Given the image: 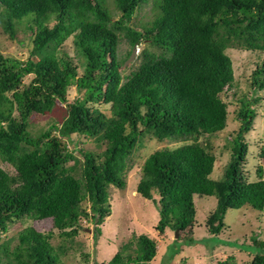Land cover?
I'll return each mask as SVG.
<instances>
[{
	"label": "trees",
	"instance_id": "obj_1",
	"mask_svg": "<svg viewBox=\"0 0 264 264\" xmlns=\"http://www.w3.org/2000/svg\"><path fill=\"white\" fill-rule=\"evenodd\" d=\"M145 1L0 0L3 31L14 36L16 23L26 19L33 33L25 60L0 50V160L13 168L0 166V238L27 219H51L65 239L79 234L83 220L101 235L111 189L126 187L133 149L144 134L178 144L151 152L140 165L137 192L157 205L159 234L199 223L195 195L217 198L205 222L208 234L222 231L229 208L264 210V146L258 179L251 181L242 169L254 104L264 90V60L252 71V92L237 97L239 128L221 179L211 177L216 157L200 141L227 126L222 95L235 79L227 49L264 53V0H153L152 18L139 29L132 19ZM69 39L74 56L64 48ZM124 41L125 56L119 51ZM141 45L138 64L123 74L126 59ZM72 89L78 93L70 98ZM99 103L110 108L101 110ZM55 108L61 117L33 133L31 117ZM87 140L104 149H87ZM53 228L28 225L1 241L0 264H64L67 245H53ZM136 244L128 252L132 241L125 243L109 264L155 258L154 237L141 233ZM252 244L251 251L242 247L249 254L244 264H264V241L252 237ZM216 261L237 264L234 254Z\"/></svg>",
	"mask_w": 264,
	"mask_h": 264
},
{
	"label": "rangeland",
	"instance_id": "obj_2",
	"mask_svg": "<svg viewBox=\"0 0 264 264\" xmlns=\"http://www.w3.org/2000/svg\"><path fill=\"white\" fill-rule=\"evenodd\" d=\"M153 0L142 2L134 13L132 23L136 28H141L153 15ZM117 16V13L114 14ZM33 33L27 28V20L23 19L16 23L15 35L10 36L0 27V50L6 56H13L25 60L32 48ZM144 45L133 50L125 61L127 68L122 72L128 74L132 67L138 64V54ZM64 48L69 55H75V45L69 39ZM129 49L128 43L124 41L120 46V54L125 56ZM228 55L233 61L235 79L233 86L222 95L224 101L228 102L227 126L214 134L203 135L200 141L210 145L211 151L216 157L211 177L221 179L231 158L229 142L239 128V121L235 116V110L239 108L237 99L243 92H252L250 87L252 71L256 64L264 60V53L259 51L244 50L237 47L227 49ZM29 81L27 77L25 83ZM78 91L72 89L69 97L73 98ZM261 100L254 104L256 117L252 130L247 134L246 141L249 144L247 156L243 164V173L250 177L251 181L257 180L256 165L259 162L258 152L264 146V90L260 93ZM101 110H108L109 105L96 104ZM61 109L55 108L53 112L41 115L35 114L31 117V131L37 133L54 119L61 117ZM74 137V136H73ZM144 134L137 141L131 159V167L127 173V185L125 188L112 187L111 189V214L101 225L102 234L94 233V225L89 221H82V228L73 240L61 237L57 229L53 228L51 219L40 221L24 220L13 224L7 232L2 234L0 242L13 237L23 227L34 225L38 230L48 232L53 228L54 236L52 243L57 248L66 243L67 251L61 255L64 264H109L113 256L121 246L132 241L129 251L137 247V237L141 233H148L157 241V253L155 258L146 264H215L216 260L227 258L230 254L236 255L237 264H244L248 260L247 252L242 248L248 247L253 250L252 237L264 241V210L258 211L249 205L241 208H229L225 215V226L218 235L208 234L205 222L211 211L217 206L215 196L195 195L194 201L197 207L196 220L199 221L193 229L187 228L181 232L168 229L167 232L159 234L155 226L160 219L158 207L151 199L143 197L137 192V185L141 179L140 165L145 158L155 150L164 146H177L175 142H159ZM74 139V138H73ZM87 149L100 153L104 146L95 144L91 140L86 142ZM177 144V145H176ZM180 144V143H179ZM0 166L9 171L13 168L0 160ZM156 197H158L155 194ZM244 245V246H243ZM89 255L88 258L86 256ZM132 264V263H131Z\"/></svg>",
	"mask_w": 264,
	"mask_h": 264
},
{
	"label": "water",
	"instance_id": "obj_3",
	"mask_svg": "<svg viewBox=\"0 0 264 264\" xmlns=\"http://www.w3.org/2000/svg\"><path fill=\"white\" fill-rule=\"evenodd\" d=\"M178 232H179V231H178V230H176V235H177V236H178Z\"/></svg>",
	"mask_w": 264,
	"mask_h": 264
},
{
	"label": "bare ground",
	"instance_id": "obj_4",
	"mask_svg": "<svg viewBox=\"0 0 264 264\" xmlns=\"http://www.w3.org/2000/svg\"><path fill=\"white\" fill-rule=\"evenodd\" d=\"M158 49V48H157ZM150 138V137H149Z\"/></svg>",
	"mask_w": 264,
	"mask_h": 264
}]
</instances>
